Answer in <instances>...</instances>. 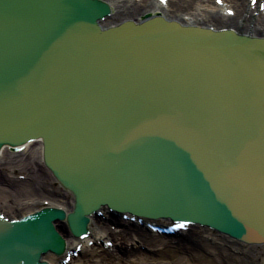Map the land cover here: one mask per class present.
Masks as SVG:
<instances>
[{
    "label": "water",
    "instance_id": "obj_1",
    "mask_svg": "<svg viewBox=\"0 0 264 264\" xmlns=\"http://www.w3.org/2000/svg\"><path fill=\"white\" fill-rule=\"evenodd\" d=\"M106 13L91 0H0V145L43 138L74 196V236L106 204L264 243V39L160 17L102 31ZM60 216L0 224V264L60 253L48 229Z\"/></svg>",
    "mask_w": 264,
    "mask_h": 264
},
{
    "label": "bare ground",
    "instance_id": "obj_2",
    "mask_svg": "<svg viewBox=\"0 0 264 264\" xmlns=\"http://www.w3.org/2000/svg\"><path fill=\"white\" fill-rule=\"evenodd\" d=\"M101 1L108 3L111 8V14L101 22L102 26L113 25L125 19L137 22L142 20L144 15H161L166 20H174L181 25H193L213 30L232 29L244 35L264 37V9L259 11L258 5L255 9H251L246 3L249 0H223L226 5L224 9L233 10V15L230 17L221 14V8L215 6L211 0H166L165 6L156 0ZM260 2L264 3V0H260ZM37 146L35 150L40 161V145L37 144ZM31 152L32 149L20 161H13L10 155L4 156L2 161L4 165L17 166L19 163L31 169V176L14 182L16 188H12L11 191H8L6 187H0V213L2 212L5 216H8L6 213H10L13 215L10 218H17L26 212L42 207L45 201L48 206L59 207L65 212H69L72 200L66 198L68 196L64 191L60 193L45 187L44 177L41 173L43 170L38 168L35 160L32 159L35 156H29ZM0 179L3 177L0 176ZM1 207H5L6 213L2 211ZM99 211L102 216L94 214L89 217V235L81 241L69 235L63 222H54V227L65 240L66 252L78 244L81 245L77 257H71L67 264H114L112 261L116 260L123 264H166L158 259V251L166 248L183 251L187 249L191 252L192 260L201 264H232L226 259L227 256L231 257V254L226 253L223 246L214 242L203 241L199 244L193 238H186V236L168 240L164 236L159 237L146 231L137 223L131 224L122 221L117 216L107 213L105 208H101ZM112 225L113 229H110L108 226ZM100 240L111 241V249H105L101 244H98ZM89 241L93 243L91 247L87 246ZM234 244L238 245L236 242ZM249 259L240 261L239 264H249ZM42 260L49 264H61L59 257L50 254L43 255ZM261 264H264V258H262Z\"/></svg>",
    "mask_w": 264,
    "mask_h": 264
},
{
    "label": "rangeland",
    "instance_id": "obj_3",
    "mask_svg": "<svg viewBox=\"0 0 264 264\" xmlns=\"http://www.w3.org/2000/svg\"><path fill=\"white\" fill-rule=\"evenodd\" d=\"M31 149H32V152L30 153L29 156L31 155L35 156L32 159L35 160V163L38 165V168H41V170H43V172L41 173L43 174L42 176L44 177L43 184L45 185V187H47L49 190L51 189L56 192L63 193V191L59 188V186L51 178L48 172L42 167L41 162L38 160L35 148L31 147ZM26 154L27 153H23L22 155L12 156L7 151L3 152L2 156L0 157V176L3 177V179H0V187H6L8 191H11L12 188L13 189L16 188L14 185V182L21 181V179H19V176H23L25 177V179L26 177L29 178V176H31V169H29L28 167L20 165L19 163H17V166L4 165L2 163L3 158L6 155L7 156L10 155L13 161L14 160L20 161L21 159H24ZM11 174H13V177H15V179L11 178L10 176ZM66 196H68L66 198L69 199L70 196L68 194ZM4 208H2V211L5 212ZM6 214L9 217L13 216L10 213H6ZM16 215L18 216V213H16ZM184 236H186V238H191V239L193 238L199 244H201V242L203 241H208V238L212 239V242L223 246L227 251L226 253L231 254V257L227 256L226 259H227V262L232 263V264H239L240 261H247V259L249 258H250L248 260L249 264H261V260L262 258H264V249L259 246H239V245L234 244L230 240L225 239L215 234L214 232L204 230L201 228L192 227ZM167 239L170 240L169 238ZM146 254L148 253L146 252ZM158 257H159L158 259L162 260L166 264H201V263L194 262V260H192L191 252H189L187 249L183 251V250L175 249V248L174 249L166 248L164 250L158 251ZM116 261H112V262H114V264H123L121 262H116Z\"/></svg>",
    "mask_w": 264,
    "mask_h": 264
},
{
    "label": "snow or ice",
    "instance_id": "obj_4",
    "mask_svg": "<svg viewBox=\"0 0 264 264\" xmlns=\"http://www.w3.org/2000/svg\"><path fill=\"white\" fill-rule=\"evenodd\" d=\"M218 2H219V0H218ZM253 2H255V0H253Z\"/></svg>",
    "mask_w": 264,
    "mask_h": 264
}]
</instances>
